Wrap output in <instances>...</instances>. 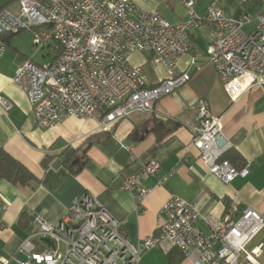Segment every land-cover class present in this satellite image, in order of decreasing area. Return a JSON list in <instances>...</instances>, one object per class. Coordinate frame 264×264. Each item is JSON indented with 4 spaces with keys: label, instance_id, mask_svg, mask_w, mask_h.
I'll return each instance as SVG.
<instances>
[{
    "label": "built area",
    "instance_id": "2783aa9c",
    "mask_svg": "<svg viewBox=\"0 0 264 264\" xmlns=\"http://www.w3.org/2000/svg\"><path fill=\"white\" fill-rule=\"evenodd\" d=\"M177 1L187 11V19L178 24L140 9L131 0H18L17 15L1 10L0 57L6 50L2 35L23 30L33 32L34 46L52 42L61 50L46 66L25 61L14 70L13 84L25 93L36 125L50 128L73 118L94 122L95 132L103 134L132 114L151 113L154 103L189 80L187 73L177 74V64L188 50L186 37L192 28L209 33L208 61L228 102L260 86L264 13L230 19L212 2L198 15L193 10L198 0ZM134 52L149 53L148 66H163L168 76L149 86L141 67L129 62ZM195 104L196 126L189 142L195 157L225 185L244 177V168L238 170L224 159L232 148L220 129V118L212 116L206 99ZM12 107L0 96V111L6 113ZM125 148L131 150L129 145ZM158 169L154 161L145 163L138 173L125 177L119 189L143 200L152 190L143 184ZM165 178L157 179L155 185ZM71 201L65 216L55 224L33 218V228L17 250L24 259L12 258L16 264H139L144 253L163 241L185 257L196 256L199 264H259L247 246L263 230L264 215L250 207L239 209L232 204L217 219L201 215L194 203L169 196L158 210L156 235L133 246L125 239L121 223L95 197L84 194ZM199 221L207 234L198 228ZM41 238L52 241L53 247L38 242Z\"/></svg>",
    "mask_w": 264,
    "mask_h": 264
},
{
    "label": "crops",
    "instance_id": "0c3cea01",
    "mask_svg": "<svg viewBox=\"0 0 264 264\" xmlns=\"http://www.w3.org/2000/svg\"><path fill=\"white\" fill-rule=\"evenodd\" d=\"M131 1L144 11L158 13L170 24L187 19L186 8L177 0ZM247 1L198 0L193 10L202 15L216 2L225 17L238 20ZM17 4L18 0H0V11L17 15ZM256 9L264 13V3ZM208 35L203 28L188 32V50L177 64V74L189 75L183 86L154 103L151 113L132 114L103 134L95 132L94 122L73 118L39 128L25 93L13 84L14 70L25 61L43 67L55 57L45 64L35 60L30 47L32 31L2 35L6 50L0 57V96L13 107L6 113L0 111V150L29 170L36 182L21 187L0 181V264L4 260L16 264L13 257L24 259L17 250L31 232L35 216L55 224L65 216L71 200L84 194L95 197L105 212L121 223L125 239L133 246L156 235L158 210L169 196L196 204L201 215L211 218L221 219L232 204L264 215V73L260 86L251 87L234 103L228 102L208 61ZM45 48L54 49L49 42ZM149 58V53L134 52L129 62L141 67L148 85L153 86L168 75L163 66L151 69ZM201 98L209 103L212 116L220 118L230 152L240 158V168L247 171L226 185L208 172L189 144L196 126L195 102ZM135 132L138 134L133 140ZM149 161L159 165V172L143 184L152 189L148 196L142 200L119 189L125 177L138 173ZM164 176L161 185H155ZM196 223L208 233L201 221ZM257 243L250 251L259 255L257 248L262 243ZM139 264L199 263L196 256L185 257L169 241H163L144 253Z\"/></svg>",
    "mask_w": 264,
    "mask_h": 264
},
{
    "label": "trees",
    "instance_id": "16d2710c",
    "mask_svg": "<svg viewBox=\"0 0 264 264\" xmlns=\"http://www.w3.org/2000/svg\"><path fill=\"white\" fill-rule=\"evenodd\" d=\"M262 3V0H248L244 4V13L256 14V8L262 5ZM54 50L56 51V55L54 56L57 58L58 55H60L61 50L59 48H54ZM224 159L228 160L234 168H237L238 170L241 169L240 158L232 154L230 151L225 154ZM32 175L33 174L23 165L18 163L4 151L0 150V181L8 182L14 186L23 187L27 184L36 182V178ZM174 250L176 249L174 248ZM178 253L180 252L178 251Z\"/></svg>",
    "mask_w": 264,
    "mask_h": 264
},
{
    "label": "rangeland",
    "instance_id": "374dc122",
    "mask_svg": "<svg viewBox=\"0 0 264 264\" xmlns=\"http://www.w3.org/2000/svg\"><path fill=\"white\" fill-rule=\"evenodd\" d=\"M22 32H30L29 30H23ZM52 47L58 48L56 44L49 42ZM46 45L44 46H34L30 45L32 53L34 54L33 57H35V60L40 63V64H45L49 61H51L56 55V51L54 49H47L45 48ZM261 242L262 244L257 248V250L261 251V254L256 255L258 251L253 252V257L254 260H256L259 264L264 263V228L261 232L258 233V236L247 246V251L250 252L254 246H256L258 243ZM240 264H248L247 262H241Z\"/></svg>",
    "mask_w": 264,
    "mask_h": 264
},
{
    "label": "water",
    "instance_id": "95a60500",
    "mask_svg": "<svg viewBox=\"0 0 264 264\" xmlns=\"http://www.w3.org/2000/svg\"><path fill=\"white\" fill-rule=\"evenodd\" d=\"M137 132L133 133V140H135V138L137 137ZM39 242H42L43 244L47 245L48 247H53V243L52 241H50L47 238H41L39 239Z\"/></svg>",
    "mask_w": 264,
    "mask_h": 264
}]
</instances>
